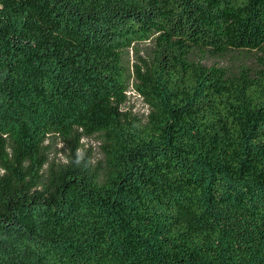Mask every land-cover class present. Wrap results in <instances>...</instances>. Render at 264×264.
<instances>
[{"label": "trees", "instance_id": "16d2710c", "mask_svg": "<svg viewBox=\"0 0 264 264\" xmlns=\"http://www.w3.org/2000/svg\"><path fill=\"white\" fill-rule=\"evenodd\" d=\"M156 29L145 125L123 106ZM263 43L264 0H0V264H264V57L232 80L188 59Z\"/></svg>", "mask_w": 264, "mask_h": 264}, {"label": "rangeland", "instance_id": "374dc122", "mask_svg": "<svg viewBox=\"0 0 264 264\" xmlns=\"http://www.w3.org/2000/svg\"><path fill=\"white\" fill-rule=\"evenodd\" d=\"M161 31H152L145 39L134 42L130 47L131 59L136 68V77L127 92V100L123 106L126 116L136 119L141 124H151L152 116H155L156 101L151 96L150 70L154 58L156 40ZM264 57V43L258 49H227L216 52L208 48L196 47L189 55L190 62L201 63L207 67H222L229 80L235 79L243 73L256 77L261 71L260 58ZM140 76H139V75ZM75 138L68 139L59 133L50 134L43 145V150L48 158L44 169V177L50 169H58L67 162L70 149ZM81 148L78 153L91 152L92 164L101 169L106 177L118 166L117 159L112 156L110 149L115 151L118 147L116 135L109 133H96L83 135L80 139ZM182 222L179 228H182Z\"/></svg>", "mask_w": 264, "mask_h": 264}]
</instances>
